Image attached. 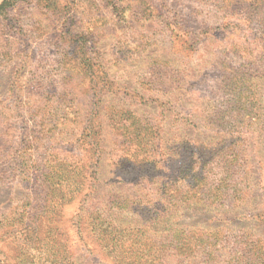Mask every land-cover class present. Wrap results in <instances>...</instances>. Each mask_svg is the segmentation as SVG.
Here are the masks:
<instances>
[{
	"label": "rangeland",
	"instance_id": "obj_1",
	"mask_svg": "<svg viewBox=\"0 0 264 264\" xmlns=\"http://www.w3.org/2000/svg\"><path fill=\"white\" fill-rule=\"evenodd\" d=\"M120 1L117 18L75 0L80 34L65 35L55 0H0V264L19 251L149 264L147 245L175 233L160 255L173 263L264 264V0ZM85 37L92 51L75 47ZM196 136L236 149L243 178L223 180L226 157L198 183L183 177L199 169L185 148ZM39 199L64 215L57 233L32 219L37 243L18 240L14 214Z\"/></svg>",
	"mask_w": 264,
	"mask_h": 264
},
{
	"label": "trees",
	"instance_id": "obj_2",
	"mask_svg": "<svg viewBox=\"0 0 264 264\" xmlns=\"http://www.w3.org/2000/svg\"><path fill=\"white\" fill-rule=\"evenodd\" d=\"M13 1V2H17V4H24L27 2V0H3L1 7H4L8 2ZM103 2V6L106 9H110L113 11V14L117 17L120 18V12L119 9L120 7L117 8V4H119L121 1L120 0H102ZM55 5H59V6H55L59 9H64L66 14L64 16V22L63 25H61V32H63L65 35L67 34H71L72 32H75L76 35L80 34L79 32H77L78 29V25H77V20L75 19V16L77 14L76 9H75V0H55L54 2ZM72 4V5H70ZM70 6V8H68ZM99 8H101V6L98 5ZM123 20V19H122ZM121 20V21H122ZM74 44L76 45L75 47L77 48H81V49H87L88 47L90 48V50L92 51V45L94 44L92 39H89L87 37L80 39L76 42H74ZM242 86L245 88L244 92L246 93H252V88L249 85H243ZM215 139H210L208 138L207 140H202L200 137L196 136L193 137L192 139V143H185V148L187 150H189L190 152V156L194 159L195 156L197 157L195 159V162L199 163L198 170H195L194 167H191V169L189 167H184L182 168V175L183 177H188L190 178L191 181H193V183H198L199 178L203 175V174H211V170L212 168H215V166L217 164H219L222 161H219L221 158L224 159L225 161L223 163L224 169H221L220 172H223L225 175V179L223 180H231L232 178H238L237 176L242 175V171L239 172V166L238 163H240L241 159H238L239 153H236V149L233 151H230L229 153H227L225 156H221L220 152H221V148L224 147V143L221 144L222 147L219 148L215 145L214 141ZM230 145V144H229ZM182 148V147H181ZM230 148V147H229ZM238 149V148H237ZM176 154H180V152H175ZM206 166H212L211 168H206ZM179 171V168H178ZM218 172V173H220ZM187 173V174H186ZM90 178H88V181L90 182ZM222 180V179H220ZM51 178L46 180H43L44 184L43 186L46 188V190H54V184L50 182ZM259 182V181H257ZM49 183V184H47ZM92 184H95V181H92ZM43 186H38L39 188L36 189V192H38L39 194L44 193V191L42 190ZM168 190V189H167ZM167 190L164 191V195L163 197L165 198L167 196ZM115 192V191H114ZM45 194V199L46 200H52L51 197H48ZM85 196V195H84ZM90 196V195H89ZM108 196H110V194H108ZM94 202L97 200L95 197L93 198ZM92 200V201H93ZM35 205H37V208H33L34 214H30L28 217H26L25 219H23V214L22 212L19 213H15L13 218V224L16 223V219H18L20 221V223L24 224V230L22 231V233L19 235L18 240L20 238H25L26 241L32 240L33 238H38V231L36 229V225L35 223H30V221L32 219H36V223L39 225V231L44 232V233H49V232H54L57 233L56 229L59 226V220L58 219H53L52 216L53 215H58L59 214V219L62 218L64 215L61 214L60 212H56L54 211L55 207L54 205L48 204L46 202H42V200H38L34 202ZM140 202L137 200H131L128 202L127 204V208H134L136 211H140V214L143 210L140 209ZM126 207V206H125ZM168 207V206H167ZM153 206L150 208H145L143 210V215L142 218H152L153 217ZM45 215V216H44ZM44 216V218H42ZM75 217L77 218H81L82 215L81 214H77L75 216H72L71 219H75ZM86 218H90L89 216H84ZM26 222V223H25ZM127 227L128 224L121 222L120 224H116V227L121 228V227ZM10 227V226H8ZM1 228V227H0ZM11 228V227H10ZM136 228V227H134ZM127 229H133V227H127ZM185 233V231H183ZM177 235V233H175V236ZM174 236L172 241H169L168 243L163 242L164 240H161L160 242H153L152 243V247H149L147 245V252L153 254L155 257H150L147 255L146 259L148 261L149 264H183L185 262H177L175 261V263H173L172 261H169L168 259H166L165 257H161V250H165L171 242H174L176 245L179 243L180 237L178 239H176ZM1 239V238H0ZM34 244L37 243L36 240H32ZM15 250V247L14 249ZM59 258L61 257V251L60 254L58 256ZM125 262L122 264H138V262H140L138 259H136V255L133 254L131 255L130 253H127L124 257ZM42 259L40 260L39 258L36 257V254H31V252H26L24 253L23 251H19L16 253L15 257H5L4 255L2 256V262L3 264H38L41 263ZM56 264H66V260L65 259H58L55 261ZM45 264V263H42Z\"/></svg>",
	"mask_w": 264,
	"mask_h": 264
}]
</instances>
